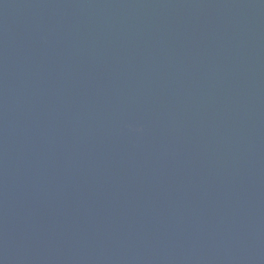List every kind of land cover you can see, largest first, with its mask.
<instances>
[{
  "label": "water",
  "instance_id": "95a60500",
  "mask_svg": "<svg viewBox=\"0 0 264 264\" xmlns=\"http://www.w3.org/2000/svg\"><path fill=\"white\" fill-rule=\"evenodd\" d=\"M0 264H264V0H0Z\"/></svg>",
  "mask_w": 264,
  "mask_h": 264
}]
</instances>
